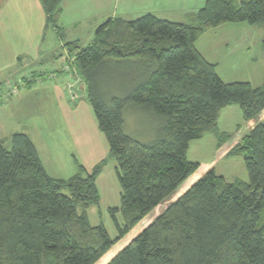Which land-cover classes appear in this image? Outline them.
<instances>
[{
    "label": "trees",
    "instance_id": "obj_1",
    "mask_svg": "<svg viewBox=\"0 0 264 264\" xmlns=\"http://www.w3.org/2000/svg\"><path fill=\"white\" fill-rule=\"evenodd\" d=\"M40 1L47 26L57 27L63 0ZM240 23L264 30V0H206L188 24L151 14L109 21L89 47L66 45L109 153L92 173L80 167L56 180L26 135L15 134L11 148L0 145V264H97L200 170L188 160L190 143L210 132L221 138L223 110L237 105L246 122L259 119L264 81L224 82L195 46L206 31ZM122 65L133 71L118 73ZM130 108L158 122L154 138L126 134ZM230 156L244 159L247 182H228L211 169L107 264H264V123ZM109 160L121 187V207L110 210L116 239L88 218L100 205L97 179Z\"/></svg>",
    "mask_w": 264,
    "mask_h": 264
},
{
    "label": "crops",
    "instance_id": "obj_2",
    "mask_svg": "<svg viewBox=\"0 0 264 264\" xmlns=\"http://www.w3.org/2000/svg\"><path fill=\"white\" fill-rule=\"evenodd\" d=\"M233 1L240 4L245 0ZM205 2L206 0H63L58 26H52L54 30L52 44L49 43L50 47L46 50L49 61L56 59V62L49 63L44 59L46 52L43 48L50 27L47 26L46 13L41 1L2 0L0 80H3V89H0V93L5 95L6 92L4 93L3 90L7 86L8 98L14 95L10 92L12 84L8 86L11 77L19 79L13 84L19 89L16 94L18 97L14 101H10L5 107L0 105V115L9 109L11 114H7L6 121L13 122L10 131L7 132L4 130L5 127L2 128L3 122L0 123V145L11 148L12 137L15 134H24L32 141L42 166L52 179H70L78 173L80 167L88 174L92 173L94 168L108 156L109 144L99 129L94 110L89 103L87 85L78 75L76 68L70 65L74 59L66 45L76 43L81 48H87L94 42L96 31L100 26L119 19L134 21L151 14L162 20L188 24L190 16L195 15ZM253 28L255 27L247 23L226 24L206 31L196 42L198 52L210 64L216 66V72L224 82L227 81L222 72L225 67L224 62L232 60L225 58L226 55H235L237 61L249 64V74L252 76L253 73L258 75L261 72L264 81L262 45L264 30L262 38L258 35L260 46L254 50L256 39L250 36L254 32ZM237 32H244L248 37L243 40L233 38L231 35ZM83 33L88 37V42L84 46L81 45ZM46 62L51 67H43ZM235 66L227 63L225 72L236 73L240 68L238 66L241 65H237V68ZM31 69H37L35 72H40L42 69L41 76L49 75L48 77L51 76L54 81L43 84L41 80L36 79L28 86H23L22 80H26L31 74H36ZM36 82L41 83L37 88L34 87L37 85L34 84ZM249 82L257 85L252 80ZM3 107L5 110L2 109ZM223 113L228 114V117L239 116L242 111L239 106L233 105L220 114L218 127L222 135L221 138L215 135L216 140H214L219 159L232 157L230 156L232 149L249 135L258 122L264 123L263 112L256 121L246 122L243 118L244 129L237 125L227 130L221 126ZM209 166L228 182L238 180L247 182L241 178L229 181L225 174L216 170L214 161L207 163L206 167ZM102 173L97 179L98 188Z\"/></svg>",
    "mask_w": 264,
    "mask_h": 264
},
{
    "label": "rangeland",
    "instance_id": "obj_3",
    "mask_svg": "<svg viewBox=\"0 0 264 264\" xmlns=\"http://www.w3.org/2000/svg\"><path fill=\"white\" fill-rule=\"evenodd\" d=\"M2 0H0V6L2 5ZM255 28H253L254 32L252 35H250L251 37L255 38V43H254V50H257L258 47L260 46L258 44V40L259 37L262 38V31L263 29L259 26H253ZM54 34V30L52 29V26L50 27L49 31L47 32L46 35V44L43 48V51L46 52L47 49H49V43L52 44V36ZM86 34H82V43L81 45L84 46L86 45L88 42V37ZM246 35V36H245ZM259 35V37H258ZM231 36H233V38H239L241 40H243L244 38L248 37L247 34H245L244 32H237V33H233ZM218 38H220L218 36ZM225 58L232 59L231 61H226L224 62V68L222 70L223 72V76L224 78L227 80L225 82L227 83H234V82H249L250 80L253 81V83L257 84V85H253V86H261L263 83V74H261V72H259L258 75L254 74V76H252L251 74H249V64H243L240 61H237V59H235V55H226ZM244 58V57H243ZM44 59H46L49 63H53L56 62V59H51L49 61V57H48V52H46L44 54ZM235 59V61H234ZM246 60V59H244ZM234 61V63L232 64V62ZM46 62L43 64V67H51L49 66L50 64ZM230 63L231 65L235 66V64L237 65H241L238 66L240 67L239 70L235 73V72H225L226 69V64ZM52 65V64H51ZM237 65L235 66L237 68ZM42 66V65H41ZM33 72H35L37 69H31ZM116 71L118 73H126V75H128V73H130L131 71H133V69L128 68L127 65H122V66H118L116 68ZM43 70L40 69V72H35L36 74H40V75H36V74H31L29 76H27L26 80H22L23 86H28L29 84H31L32 82H34V80L38 79L41 80L42 83L44 84L46 82V84H50V82H53L54 80H52L53 78L50 76V78L47 75H42ZM2 76V75H0ZM4 76V75H3ZM16 76V75H15ZM13 77H11L10 82L8 83V86L10 84H15L14 82H18V78L12 79ZM20 78V77H19ZM223 80V79H222ZM3 80H0V89H3ZM250 83V82H249ZM37 84L36 86L34 85L35 88L39 87L38 82L34 83ZM6 85V84H4ZM20 87V86H19ZM23 88V87H22ZM7 89V91H6ZM19 89V88H18ZM5 95H3L2 93H0V105H4V107L6 105H8V103L10 101H14V99H16L18 97V95H12L10 96V99L8 98V88L6 86L5 90H3ZM23 91V89H22ZM11 92V90H10ZM88 95V93H87ZM7 98V100H6ZM2 108L3 110H5V108ZM10 113V110L8 109L4 114L0 115V123H2V128H4V130L10 131V125L13 124L12 121H6L7 120V114ZM228 113V112H226ZM241 113V112H240ZM228 114H222V119H221V126H223V128H226L227 130L229 129H233L235 128L237 125L241 126V128H245V122L243 120L242 114H240L239 116L237 115H233V116H227ZM12 116V115H11ZM12 119H14V117H12ZM125 119H126V127H125V132L126 134H128L129 136H132L133 138H136L140 141H149L152 138H154V134L153 131L156 128L158 122H155V119L152 118L151 116L139 111V110H135V109H128L126 110L125 113ZM241 124V125H240ZM8 127V129H6ZM235 133V132H234ZM245 134V133H244ZM216 134H214L213 132H210L208 134H206L204 136V138H202L201 140H197V141H192L190 143V147H189V151H188V160L190 162H195V163H199L202 164L201 165V169L190 178V180L180 189L179 193H177L171 200L167 201L166 203L158 206L154 211H152L150 214H148L134 229H132L130 231V233L121 241L118 242V244H116L112 250L101 260L99 261L97 264H107L110 262V260L115 257L119 252H121L127 245H129V243L135 239L136 237H138L150 224H152L157 217L167 208V206L170 205V203H172L174 200H176L184 191H186L189 187H191L193 184H195L199 179H201L208 171L211 170V167H206L207 163H211L212 161H214L215 165H216V170L218 172H222V174L226 175V178L229 181H233L236 178H241L244 179L246 181H248V174H247V170H246V166H245V162L244 159L242 157H230V158H224V159H219V157L217 156V149L215 148L214 145V140H216L215 137ZM233 140V139H232ZM116 167H117V163L115 160H109L108 164L106 165V167H104L103 169V176H101L99 178V188H100V193L102 196V201L100 202L99 206H95L92 207L89 211H88V218L90 221V224L92 226H100L103 225L106 230L108 231L109 235L111 236L112 239H116L119 235L118 233V229L115 225V222L110 214V210L111 209H115V208H120L121 207V187L117 178V174H116ZM117 221L119 223V225L121 227H124L125 222H124V218L122 216L121 213H118L116 215Z\"/></svg>",
    "mask_w": 264,
    "mask_h": 264
},
{
    "label": "built area",
    "instance_id": "obj_4",
    "mask_svg": "<svg viewBox=\"0 0 264 264\" xmlns=\"http://www.w3.org/2000/svg\"><path fill=\"white\" fill-rule=\"evenodd\" d=\"M12 94L16 95L18 93L17 85H10Z\"/></svg>",
    "mask_w": 264,
    "mask_h": 264
}]
</instances>
